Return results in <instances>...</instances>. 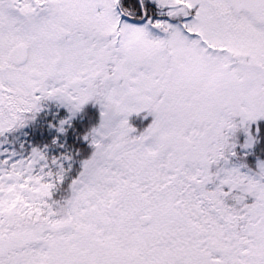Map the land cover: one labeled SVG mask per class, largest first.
<instances>
[{"label": "snow or ice", "instance_id": "snow-or-ice-1", "mask_svg": "<svg viewBox=\"0 0 264 264\" xmlns=\"http://www.w3.org/2000/svg\"><path fill=\"white\" fill-rule=\"evenodd\" d=\"M0 264H264V0H0Z\"/></svg>", "mask_w": 264, "mask_h": 264}]
</instances>
